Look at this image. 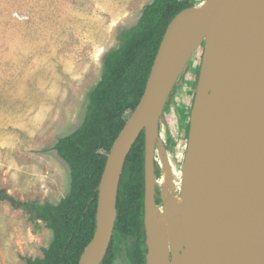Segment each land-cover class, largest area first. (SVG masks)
Returning <instances> with one entry per match:
<instances>
[{"label": "rangeland", "instance_id": "1", "mask_svg": "<svg viewBox=\"0 0 264 264\" xmlns=\"http://www.w3.org/2000/svg\"><path fill=\"white\" fill-rule=\"evenodd\" d=\"M153 1L0 0V191L54 204L69 193L70 168L54 147L82 124L106 56ZM195 1L199 6L206 0ZM203 50L180 76L155 144V160L163 145L178 170L185 162ZM52 240L45 222L0 200V264L43 257ZM128 243L115 241L113 264H132Z\"/></svg>", "mask_w": 264, "mask_h": 264}, {"label": "water", "instance_id": "2", "mask_svg": "<svg viewBox=\"0 0 264 264\" xmlns=\"http://www.w3.org/2000/svg\"><path fill=\"white\" fill-rule=\"evenodd\" d=\"M217 30H220V37L210 38L211 32ZM202 45L203 57L191 111L184 164L198 150L199 137L206 135L204 123L197 118L213 117L216 108L210 105L199 111L196 117L198 103L207 96H217L223 90L222 85L211 87L215 78L214 54L228 49H231V55L226 59L228 64L223 66L217 79L220 82L221 77L232 76L233 70L246 71L245 76L249 80L246 91L241 90L238 81L228 85V88L248 103L246 112L252 116V120L241 128L242 144L252 148L251 157L255 163V169L227 192L218 191L214 187L218 174L202 179L204 187L215 198L218 211L229 217L228 223L219 229V237L228 243V248L217 245V241H210L206 245L207 253L210 251L207 258L210 264H264V0H206L199 6L182 10L170 22L152 65L144 94L107 157L99 185L96 230L79 264H101L109 250L117 219L118 194L124 166L143 132L147 234L150 190L153 202L158 206L155 200L157 177L154 151L159 127L180 76ZM216 161L225 170H233L239 165L230 162L229 157ZM162 199L164 204L163 196ZM147 245L149 253L148 234Z\"/></svg>", "mask_w": 264, "mask_h": 264}, {"label": "trees", "instance_id": "3", "mask_svg": "<svg viewBox=\"0 0 264 264\" xmlns=\"http://www.w3.org/2000/svg\"><path fill=\"white\" fill-rule=\"evenodd\" d=\"M196 4L195 0H154L145 6L137 24L122 33L120 46L106 56L82 124L54 147L70 168L71 186L64 198L57 204L40 203L17 200L0 191V200L29 212L32 220L45 222L53 232L43 257L26 258V264H79L96 230L99 185L110 150L144 94L167 27L178 13ZM155 174V200L162 206L157 160ZM117 211L112 243L101 264H112L115 241L123 239L129 240L127 254L132 264H148L144 132L124 166Z\"/></svg>", "mask_w": 264, "mask_h": 264}, {"label": "bare ground", "instance_id": "4", "mask_svg": "<svg viewBox=\"0 0 264 264\" xmlns=\"http://www.w3.org/2000/svg\"><path fill=\"white\" fill-rule=\"evenodd\" d=\"M220 35V30H217L209 36L218 39ZM230 55L231 49L214 54L215 78L211 87L222 85L223 90L217 96H207L198 103L195 116L210 105L216 108L213 117L197 118L204 123L206 135L199 137L198 150L194 156L178 170L163 145L159 146V164L162 169L160 186L164 204L157 206L152 199V190L149 191V264H210L207 258L210 254V251L207 253L208 242L217 241V245L228 248V243L219 237V229L228 223L229 217L218 211L217 202L204 187L202 179L218 174L214 187L227 192L255 169L252 148L242 144L241 128L252 120V116L246 112L248 103L228 88V85L238 81L241 90L246 91L249 86L246 71L233 70L232 76L221 77L220 82L217 79L223 66L228 64L226 59ZM223 157H229L230 162L239 165L233 170H225L216 161ZM199 222L203 223L197 225Z\"/></svg>", "mask_w": 264, "mask_h": 264}, {"label": "flooded vegetation", "instance_id": "5", "mask_svg": "<svg viewBox=\"0 0 264 264\" xmlns=\"http://www.w3.org/2000/svg\"><path fill=\"white\" fill-rule=\"evenodd\" d=\"M113 234H114V232H113ZM113 239V238H112ZM111 243H112V241H111ZM111 245V244H110ZM109 249H110V247H109ZM109 251V250H108ZM108 253V252H107ZM127 256H128V254H127ZM128 258H129V256H128ZM131 261V260H130ZM132 263V262H131ZM112 264H113V262H112Z\"/></svg>", "mask_w": 264, "mask_h": 264}]
</instances>
